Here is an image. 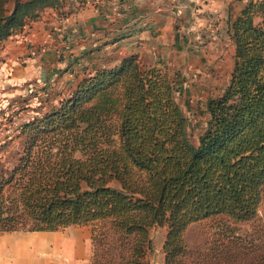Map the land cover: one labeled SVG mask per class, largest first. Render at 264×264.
Listing matches in <instances>:
<instances>
[{"label":"trees","instance_id":"obj_1","mask_svg":"<svg viewBox=\"0 0 264 264\" xmlns=\"http://www.w3.org/2000/svg\"><path fill=\"white\" fill-rule=\"evenodd\" d=\"M16 1L0 0V42L62 0ZM229 33L230 79L207 97L197 143L168 71L137 52L33 106L16 160L0 167V232L90 225L88 264H145L150 227L166 224L163 264H264V0H247ZM215 216L187 243L190 224Z\"/></svg>","mask_w":264,"mask_h":264},{"label":"crops","instance_id":"obj_2","mask_svg":"<svg viewBox=\"0 0 264 264\" xmlns=\"http://www.w3.org/2000/svg\"><path fill=\"white\" fill-rule=\"evenodd\" d=\"M207 1L217 5L233 1L230 8L225 7L228 14V10L241 9L247 0H62L59 6L45 7L20 33L0 42V82L12 87L11 94L23 90L24 82L42 91L71 80V90L85 72L118 62L137 51L135 46L141 52L150 51V58H155L171 42L165 32L173 27L172 16L201 11L208 6ZM212 8L220 15L224 9L222 5ZM104 48L106 59H93V66L77 69L75 57L93 50L101 55ZM61 52L64 58L59 57ZM68 92L61 91L60 95ZM26 237L30 240L25 241ZM91 254L88 225L0 232V264H88Z\"/></svg>","mask_w":264,"mask_h":264},{"label":"rangeland","instance_id":"obj_3","mask_svg":"<svg viewBox=\"0 0 264 264\" xmlns=\"http://www.w3.org/2000/svg\"><path fill=\"white\" fill-rule=\"evenodd\" d=\"M207 2L208 6L201 11L194 13L188 10L186 13L172 16L173 27L165 32L171 42L168 48L164 47V51L157 54V57L150 58V51L141 52L140 47L137 48V46H135L137 51H134L139 54L143 63H157L168 71L175 84L177 100L188 118V129L195 143L198 142V136L209 117L205 104L207 97L221 93L230 79L234 60V43L229 33V21L240 11V9L236 12L228 10V14L226 13L225 7L230 8V3L233 1H222L219 5L212 1ZM221 5L224 9L220 15L212 7ZM132 9L130 7V10ZM175 32L178 35L174 37ZM106 50L104 48V53L101 55L98 54L100 51L93 50L89 54L93 55L91 57L89 55L75 57L74 60L78 64L76 67H80L77 69L82 70L93 66V59L100 60L101 57L106 59L108 56ZM65 56L69 55L66 53ZM59 57L64 58L62 52ZM69 81L71 80H63L55 85L49 83L54 90L49 87L48 94L26 82L21 84L23 90L11 94L12 87L0 82V110L5 108L3 114L0 112V143L8 142L7 145L0 147V167L13 163L22 147L24 137L19 133L18 124L36 113L32 109L33 106L42 103V109H45L49 104L57 102L56 96H59L61 91L70 90ZM32 89L37 90V95L29 96ZM23 97H27L26 101L22 99ZM258 215L260 219H264V202L260 206ZM219 219H222V216L190 224L185 232L187 243L190 245L202 243L214 230ZM238 225L242 230L252 226L249 223ZM88 226L91 228L90 225ZM166 231V224H155L150 227L151 247L147 249L143 258L145 264H163L165 255L163 243ZM28 240L30 239L26 237L25 241Z\"/></svg>","mask_w":264,"mask_h":264},{"label":"water","instance_id":"obj_4","mask_svg":"<svg viewBox=\"0 0 264 264\" xmlns=\"http://www.w3.org/2000/svg\"><path fill=\"white\" fill-rule=\"evenodd\" d=\"M18 1V0H17ZM17 1H16V3H17Z\"/></svg>","mask_w":264,"mask_h":264}]
</instances>
